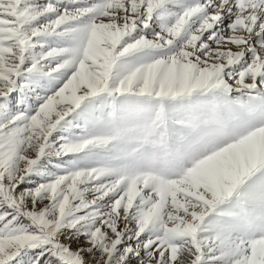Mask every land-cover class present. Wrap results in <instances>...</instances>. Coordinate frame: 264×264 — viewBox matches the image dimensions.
Segmentation results:
<instances>
[{
  "label": "snow or ice",
  "instance_id": "6c2138e0",
  "mask_svg": "<svg viewBox=\"0 0 264 264\" xmlns=\"http://www.w3.org/2000/svg\"><path fill=\"white\" fill-rule=\"evenodd\" d=\"M0 264H264V0H0Z\"/></svg>",
  "mask_w": 264,
  "mask_h": 264
}]
</instances>
